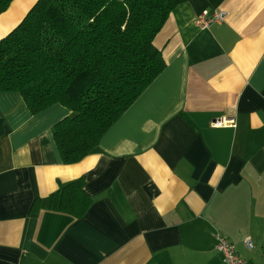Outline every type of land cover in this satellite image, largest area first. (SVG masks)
<instances>
[{
	"label": "crops",
	"instance_id": "1",
	"mask_svg": "<svg viewBox=\"0 0 264 264\" xmlns=\"http://www.w3.org/2000/svg\"><path fill=\"white\" fill-rule=\"evenodd\" d=\"M36 1L0 12V39ZM205 10L226 17L201 29ZM169 14L153 39L166 67L79 162L55 146L68 108L33 114L0 91V264H222L218 233L264 264V0H188ZM223 114L237 126H211ZM80 178L84 216L48 208Z\"/></svg>",
	"mask_w": 264,
	"mask_h": 264
},
{
	"label": "trees",
	"instance_id": "2",
	"mask_svg": "<svg viewBox=\"0 0 264 264\" xmlns=\"http://www.w3.org/2000/svg\"><path fill=\"white\" fill-rule=\"evenodd\" d=\"M12 1L0 0V12ZM186 1L37 0L0 39V91L18 92L33 114L68 108L55 146L64 163L79 162L166 67L153 39ZM83 182L61 186L48 208L84 216L93 200ZM43 207L37 200L31 210Z\"/></svg>",
	"mask_w": 264,
	"mask_h": 264
},
{
	"label": "built area",
	"instance_id": "3",
	"mask_svg": "<svg viewBox=\"0 0 264 264\" xmlns=\"http://www.w3.org/2000/svg\"><path fill=\"white\" fill-rule=\"evenodd\" d=\"M226 17L222 10H205L196 18V25L201 29L209 28L211 24L221 23ZM236 118L231 115H222L216 118L213 127H236ZM251 236L243 238V242L248 249H253L254 243ZM216 250L221 256L222 264H246L245 259L239 254L236 245L221 234L216 235Z\"/></svg>",
	"mask_w": 264,
	"mask_h": 264
}]
</instances>
